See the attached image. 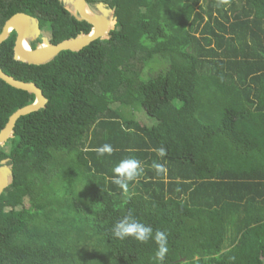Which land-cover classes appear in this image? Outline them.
<instances>
[{
	"label": "trees",
	"instance_id": "obj_1",
	"mask_svg": "<svg viewBox=\"0 0 264 264\" xmlns=\"http://www.w3.org/2000/svg\"><path fill=\"white\" fill-rule=\"evenodd\" d=\"M95 1L115 8L110 39L41 65L14 58L16 32L0 45V68L48 99L0 147L13 172L0 264H264V205L253 202L264 204V0ZM62 7L0 0V32L37 11L54 44L91 31ZM34 101L0 79V131ZM136 105L155 123L124 118ZM104 144L111 155L97 154ZM128 157L143 172L121 187L113 168ZM129 212L166 233L163 261L154 240L112 235Z\"/></svg>",
	"mask_w": 264,
	"mask_h": 264
},
{
	"label": "water",
	"instance_id": "obj_2",
	"mask_svg": "<svg viewBox=\"0 0 264 264\" xmlns=\"http://www.w3.org/2000/svg\"><path fill=\"white\" fill-rule=\"evenodd\" d=\"M64 1L67 6L68 4L74 6L75 11L73 12L77 15L78 20L85 21L92 26V30L89 33H80L74 38L63 40L57 44H53L47 38H44V41H48L47 46L41 45L34 49L30 47L29 50H26L23 48L22 42L25 40L29 44V40H33L38 36L40 32L39 21L33 16L18 12L6 20L2 31L0 32V45L10 36L11 30H14L17 34L14 47V58L22 62L25 61V63L28 64L41 65L53 60L62 51H80L96 40L110 38V32L115 29V25L118 22L114 9L109 8L103 2H100L97 5L100 13H93L88 8L86 0ZM87 10H89V12ZM105 15L110 16V24L109 21L106 24L107 21ZM29 22L35 24L36 29L34 32L29 31ZM25 23H28V27ZM36 31L38 33H36ZM0 79L15 89L24 90L35 96V101L33 103L19 108L9 117L5 127L0 131V146H3L10 138L14 137L17 121L22 116L29 115L45 108L48 99L44 95L43 90L36 83L16 79L14 76L7 74L1 68ZM8 161L9 159H3L0 165V195L13 180L12 168L6 164Z\"/></svg>",
	"mask_w": 264,
	"mask_h": 264
},
{
	"label": "clouds",
	"instance_id": "obj_3",
	"mask_svg": "<svg viewBox=\"0 0 264 264\" xmlns=\"http://www.w3.org/2000/svg\"><path fill=\"white\" fill-rule=\"evenodd\" d=\"M110 8L115 10V8L113 7ZM96 151L99 156H104L105 154L111 155L114 149L110 144H104L103 146H100ZM160 155H164L163 149L160 150ZM154 167L158 172L166 171L164 166L161 164H154ZM142 172L143 168L141 167L140 160L133 157L122 159L113 168V183L120 185L121 187H126L127 182L135 181L142 174ZM111 231L112 235L120 240L126 239L128 237H132L136 241H139L141 243H147L149 240H154L157 244L155 255L156 258L160 261H163L166 253L168 252V240L166 233L159 230L153 233V229L150 226L138 220L131 212H129L121 220L117 221L113 225Z\"/></svg>",
	"mask_w": 264,
	"mask_h": 264
},
{
	"label": "flooded vegetation",
	"instance_id": "obj_4",
	"mask_svg": "<svg viewBox=\"0 0 264 264\" xmlns=\"http://www.w3.org/2000/svg\"><path fill=\"white\" fill-rule=\"evenodd\" d=\"M61 3H62V8L65 10L64 11V13L66 14L67 12L69 13V16H72L73 18H75V20H77L78 22H81V20H78V18H77V15L76 14H74V12L73 11H75V9H74V6H72V5H70V4H68V6H67V4L65 3V1L64 0H59ZM86 2H87V5H88V8L93 12V13H100V11H99V8H98V4L101 2V1H95V0H86ZM105 5H107V7H111L108 3H105V2H103ZM34 6H32L31 8H33ZM114 8V7H113ZM63 9H62V11H63ZM71 9V10H70ZM22 13H26V12H22ZM67 13V14H68ZM26 14H28V13H26ZM47 14V13H46ZM28 15H30V14H28ZM48 15V14H47ZM30 16H32V15H30ZM33 17H35V18H37L38 19V21H39V29H40V32H39V34H38V36L35 38V39H33V40H29V46L32 48L33 47V43H35V47L34 48H36V47H38V46H40V45H42V44H44V38H47L51 43H52V41H53V39H54V37H53V31H54V29L51 27V29H49V32H47V33H45L44 31H45V29H46V27H45V25L48 23V21H47V19L49 18V16L47 17L46 15H44V13H42V12H36L35 14H34V16ZM47 17V18H46ZM51 25V24H50ZM4 26V25H3ZM2 29H3V27H2ZM91 29H92V26H91ZM2 31V30H1ZM15 31L14 30H11V32H10V35H12L13 33H14ZM45 34H48V35H45ZM79 35V34H78ZM71 38H73V37H71ZM16 39H17V34H16V36H15V42H16ZM8 141L5 143V145H3V146H0V147H5V148H7L8 147ZM3 160V159H2ZM1 159H0V165H1V161H2ZM7 165H10L9 164V162H7L6 163Z\"/></svg>",
	"mask_w": 264,
	"mask_h": 264
},
{
	"label": "rangeland",
	"instance_id": "obj_5",
	"mask_svg": "<svg viewBox=\"0 0 264 264\" xmlns=\"http://www.w3.org/2000/svg\"><path fill=\"white\" fill-rule=\"evenodd\" d=\"M107 16V15H105ZM46 29H45V33L49 32V29H51V25L50 23H47L45 25ZM45 35H48V34H45ZM153 76V75H151ZM150 77V76H148ZM147 77V78H148ZM182 86L181 84H178V87L174 90V92L176 94H178L179 96H181L182 94ZM123 110H125L127 113L124 114V118L126 119H130V118H135V119H138L140 122L144 123V124H153L155 123V119L153 117H150L146 111L144 110L143 107H141L140 105H136L135 107H123ZM134 110V112H133Z\"/></svg>",
	"mask_w": 264,
	"mask_h": 264
},
{
	"label": "bare ground",
	"instance_id": "obj_6",
	"mask_svg": "<svg viewBox=\"0 0 264 264\" xmlns=\"http://www.w3.org/2000/svg\"><path fill=\"white\" fill-rule=\"evenodd\" d=\"M88 12H89V10H87ZM90 14H92V13H90ZM105 18H106V24L108 23V21H109V24H110V20H111V18H110V16L108 15V16H105ZM104 22H105V20H104ZM26 24V26L28 27V23H25ZM29 28H30V30L29 31H35V29H36V26H35V24L33 23V22H29ZM36 33H38L37 31H36ZM48 41L46 40L45 42H44V46H47L48 44ZM22 46H23V48L24 49H26V50H29L30 49V46H29V44H28V42H26L25 40H23V42H22Z\"/></svg>",
	"mask_w": 264,
	"mask_h": 264
},
{
	"label": "crops",
	"instance_id": "obj_7",
	"mask_svg": "<svg viewBox=\"0 0 264 264\" xmlns=\"http://www.w3.org/2000/svg\"><path fill=\"white\" fill-rule=\"evenodd\" d=\"M262 181H263V180H262ZM257 193L261 194V193H262V188H260V189L258 190ZM256 195H257V194H256ZM256 197H257V199H256L255 201H253V202L258 201L259 204L264 205V204H263V200H262V198H259V195H257Z\"/></svg>",
	"mask_w": 264,
	"mask_h": 264
}]
</instances>
